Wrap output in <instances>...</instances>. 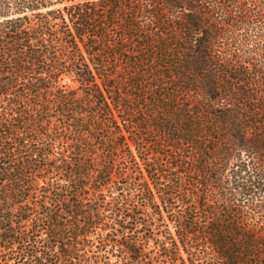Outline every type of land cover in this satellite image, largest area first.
Here are the masks:
<instances>
[{
	"label": "trees",
	"instance_id": "obj_1",
	"mask_svg": "<svg viewBox=\"0 0 264 264\" xmlns=\"http://www.w3.org/2000/svg\"><path fill=\"white\" fill-rule=\"evenodd\" d=\"M0 264H264V0H0Z\"/></svg>",
	"mask_w": 264,
	"mask_h": 264
},
{
	"label": "rangeland",
	"instance_id": "obj_2",
	"mask_svg": "<svg viewBox=\"0 0 264 264\" xmlns=\"http://www.w3.org/2000/svg\"><path fill=\"white\" fill-rule=\"evenodd\" d=\"M64 82L70 84L71 86H74L75 85V84L71 83L68 79H65Z\"/></svg>",
	"mask_w": 264,
	"mask_h": 264
}]
</instances>
